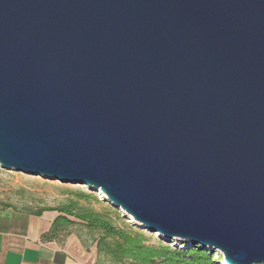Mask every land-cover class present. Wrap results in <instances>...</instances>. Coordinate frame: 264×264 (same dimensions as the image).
<instances>
[{"label":"water","instance_id":"obj_1","mask_svg":"<svg viewBox=\"0 0 264 264\" xmlns=\"http://www.w3.org/2000/svg\"><path fill=\"white\" fill-rule=\"evenodd\" d=\"M0 168L264 264V0H0Z\"/></svg>","mask_w":264,"mask_h":264},{"label":"trees","instance_id":"obj_2","mask_svg":"<svg viewBox=\"0 0 264 264\" xmlns=\"http://www.w3.org/2000/svg\"><path fill=\"white\" fill-rule=\"evenodd\" d=\"M67 193L66 200L61 204L33 209L37 215L44 211L57 213L47 237L62 241L59 238L61 234L81 224L99 233L97 252L115 264H220L223 259V255L216 256L217 250L198 244L184 246L187 243L181 242L174 246L164 238L152 243L151 234L145 228L127 222L118 208L107 204L96 192L76 188ZM1 205L11 206L8 203ZM96 205L103 208L97 209Z\"/></svg>","mask_w":264,"mask_h":264},{"label":"crops","instance_id":"obj_3","mask_svg":"<svg viewBox=\"0 0 264 264\" xmlns=\"http://www.w3.org/2000/svg\"><path fill=\"white\" fill-rule=\"evenodd\" d=\"M57 213L0 205V264H88L68 242L47 237Z\"/></svg>","mask_w":264,"mask_h":264},{"label":"rangeland","instance_id":"obj_4","mask_svg":"<svg viewBox=\"0 0 264 264\" xmlns=\"http://www.w3.org/2000/svg\"><path fill=\"white\" fill-rule=\"evenodd\" d=\"M84 188L89 192H94L88 186L80 184H65L53 178H46L42 175H33L25 172H19L14 169L1 168L0 171V205L8 203L17 207L36 209L40 206H55L63 203L67 196L68 190ZM99 197L103 198L98 192ZM106 200L105 198H103ZM107 204L113 206L107 201ZM97 209H102L101 205L95 206ZM121 216L127 222L134 223L132 218L126 215L119 209ZM137 226L139 224L135 223ZM141 227V226H140ZM146 230V229H145ZM151 242L155 243L159 238H162L157 233H151ZM99 233L90 231L85 226L77 224L72 226L67 233H63L59 238L63 242H68L69 246L79 250L85 255L88 264H115L106 256L99 254L96 248V239ZM172 245L177 246L181 243L180 240H167ZM223 255L217 250V255ZM220 264H224L221 260Z\"/></svg>","mask_w":264,"mask_h":264},{"label":"bare ground","instance_id":"obj_5","mask_svg":"<svg viewBox=\"0 0 264 264\" xmlns=\"http://www.w3.org/2000/svg\"><path fill=\"white\" fill-rule=\"evenodd\" d=\"M100 194H103L102 192H100ZM132 218V217H131ZM158 235H160V236H162V234L161 233H157ZM184 246H187V244H185ZM222 262L224 263V264H227L226 263V261L224 260V259H222Z\"/></svg>","mask_w":264,"mask_h":264}]
</instances>
